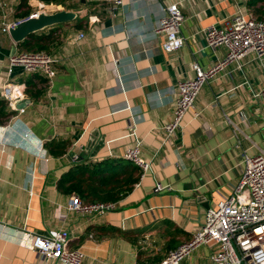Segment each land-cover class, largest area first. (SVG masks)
Wrapping results in <instances>:
<instances>
[{"label": "crops", "instance_id": "1", "mask_svg": "<svg viewBox=\"0 0 264 264\" xmlns=\"http://www.w3.org/2000/svg\"><path fill=\"white\" fill-rule=\"evenodd\" d=\"M41 1L29 14L44 8L77 17L38 31L50 35L44 51L58 59L51 80L21 67L8 77L9 58L18 48L0 29V109L9 112L0 125L12 123L0 132V264H39L25 233L61 227L71 231L70 246L84 253L83 264H157L190 240L208 210L232 193L242 175L243 151L264 150V103L255 98L264 87V67L254 53L207 83L182 129L163 143L176 84L194 75L193 62L207 69L227 53L224 46H208L204 29L230 21L237 4L122 0L112 12L116 0ZM174 2L185 17V44L169 53L157 27L163 8ZM250 3L242 4L258 17L264 5ZM16 14L14 7L9 19H19ZM7 80L25 87L17 108L3 96ZM137 139L152 167L144 176L134 163L121 169L123 176L133 173L139 180L111 201L117 207L104 215L68 211L78 194L59 187L61 177L81 162L92 167L123 159ZM158 184L164 186L160 191ZM215 249L213 243L201 246L183 264H211Z\"/></svg>", "mask_w": 264, "mask_h": 264}, {"label": "built area", "instance_id": "2", "mask_svg": "<svg viewBox=\"0 0 264 264\" xmlns=\"http://www.w3.org/2000/svg\"><path fill=\"white\" fill-rule=\"evenodd\" d=\"M233 1L237 4V10L230 21L221 26L213 24L204 29L208 46L212 49L224 46L227 53L207 69L198 62H193L194 75L176 84L173 89V118L163 127L164 144L172 141L182 129L185 115L195 108L203 87L230 63H241L246 55L254 53L264 67V19L248 12L247 6L242 4L248 0ZM121 4L122 0H116L112 12ZM11 12L13 8L10 3L0 0V29L7 34L27 17H36L41 12L47 13L44 8H40L27 17L10 20ZM184 21L185 17L178 2L163 8L157 31L165 33L162 47L166 52L177 51L185 44L181 33ZM57 60L46 51L16 50L9 58L7 76L10 77L17 67H21L28 73H41L51 80L57 75ZM3 96L10 107L17 108L25 99V87L7 80L4 83ZM255 98L264 103V87L255 94ZM20 111L24 112L25 108L22 107ZM200 114L197 111L196 117ZM134 125L133 122L130 127ZM11 126L12 123L0 125V132ZM37 149L40 156H46L43 146ZM142 150L143 141L137 139L125 149L124 158L140 167L144 176L151 169L152 162L143 156ZM241 155L242 175L232 193L220 200L215 208L208 210L190 240L170 250L157 264H183L195 250L209 243L216 247L210 257L211 264H264V150L257 154H249L244 150ZM163 188L164 186L158 184L155 190L160 191ZM116 207V202H84L80 196L73 195L67 209L91 216L104 215ZM25 239L27 246L36 252L39 264H83L84 253L70 246L71 231L66 227L50 229L46 233L26 232Z\"/></svg>", "mask_w": 264, "mask_h": 264}, {"label": "trees", "instance_id": "3", "mask_svg": "<svg viewBox=\"0 0 264 264\" xmlns=\"http://www.w3.org/2000/svg\"><path fill=\"white\" fill-rule=\"evenodd\" d=\"M259 2L264 5V0H251L250 4L254 5ZM25 5H28V0H21L17 8L21 10L20 16L23 18L30 15L27 11L22 13V8ZM260 11L261 14L258 18L264 19V6ZM49 36L44 33H32L17 43V48L19 51L28 52L47 50ZM8 114L9 112H4L3 108L0 109V117ZM130 163L133 162L125 158L108 159L95 163L92 167L82 162L78 163L61 177L59 187L68 192H77L86 202L117 201L130 191L139 180V176H134L133 173L127 176L121 174V169L129 167Z\"/></svg>", "mask_w": 264, "mask_h": 264}, {"label": "water", "instance_id": "4", "mask_svg": "<svg viewBox=\"0 0 264 264\" xmlns=\"http://www.w3.org/2000/svg\"><path fill=\"white\" fill-rule=\"evenodd\" d=\"M77 17L73 11H58L55 13L41 12L36 17H27L16 27L11 28L10 35L15 43L26 39L30 34L41 31L54 25L72 21ZM16 48H14V51Z\"/></svg>", "mask_w": 264, "mask_h": 264}, {"label": "rangeland", "instance_id": "5", "mask_svg": "<svg viewBox=\"0 0 264 264\" xmlns=\"http://www.w3.org/2000/svg\"><path fill=\"white\" fill-rule=\"evenodd\" d=\"M9 3H10V5H11V7L12 8H14L15 7V11L17 12V14H16V17H19V18H22V16H20V14H21V10H19V9H17L18 8V5L20 4L19 2H18V0H7ZM37 1V5H35V6H33V7H31L29 4L28 5H25V6H23V8H22V13H24V11H27V12H31V11H33L34 9H36V8H38L42 3H39V2H42L41 0H36ZM46 1V5H51V0H45ZM21 2V1H20ZM19 3V4H18ZM78 4H79V2H77ZM18 4V5H17ZM167 255V254H166Z\"/></svg>", "mask_w": 264, "mask_h": 264}]
</instances>
